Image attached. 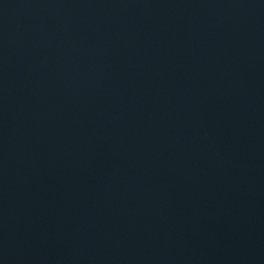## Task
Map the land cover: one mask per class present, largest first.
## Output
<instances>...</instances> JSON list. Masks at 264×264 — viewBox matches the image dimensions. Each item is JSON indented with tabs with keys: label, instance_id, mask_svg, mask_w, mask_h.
<instances>
[{
	"label": "water",
	"instance_id": "1",
	"mask_svg": "<svg viewBox=\"0 0 264 264\" xmlns=\"http://www.w3.org/2000/svg\"><path fill=\"white\" fill-rule=\"evenodd\" d=\"M0 264H264V0H0Z\"/></svg>",
	"mask_w": 264,
	"mask_h": 264
}]
</instances>
